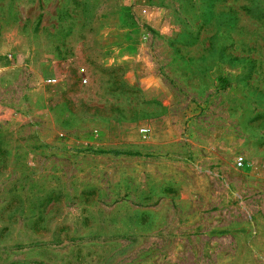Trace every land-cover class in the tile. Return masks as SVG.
<instances>
[{
  "label": "rangeland",
  "instance_id": "374dc122",
  "mask_svg": "<svg viewBox=\"0 0 264 264\" xmlns=\"http://www.w3.org/2000/svg\"><path fill=\"white\" fill-rule=\"evenodd\" d=\"M0 264H264V0H0Z\"/></svg>",
  "mask_w": 264,
  "mask_h": 264
},
{
  "label": "built area",
  "instance_id": "2783aa9c",
  "mask_svg": "<svg viewBox=\"0 0 264 264\" xmlns=\"http://www.w3.org/2000/svg\"><path fill=\"white\" fill-rule=\"evenodd\" d=\"M142 132L145 133L146 130H143ZM243 164H244V159L242 157L238 158L237 159V167L240 168L243 166Z\"/></svg>",
  "mask_w": 264,
  "mask_h": 264
}]
</instances>
